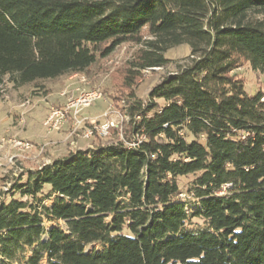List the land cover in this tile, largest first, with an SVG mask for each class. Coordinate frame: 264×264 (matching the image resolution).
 Here are the masks:
<instances>
[{"label":"trees","instance_id":"1","mask_svg":"<svg viewBox=\"0 0 264 264\" xmlns=\"http://www.w3.org/2000/svg\"><path fill=\"white\" fill-rule=\"evenodd\" d=\"M128 43L124 139L109 128L22 175L0 202V264H264V92L237 73L264 75V0H0V87L86 73ZM183 45L139 99L142 71Z\"/></svg>","mask_w":264,"mask_h":264},{"label":"rangeland","instance_id":"2","mask_svg":"<svg viewBox=\"0 0 264 264\" xmlns=\"http://www.w3.org/2000/svg\"><path fill=\"white\" fill-rule=\"evenodd\" d=\"M140 47L141 45L134 43L124 44L109 57L100 59L83 74L66 75L23 87H15L6 82L0 87V202L9 198L8 191L22 175L34 173L37 169L52 164L54 160L65 157L69 153L88 152L101 144H106V139L112 134L110 130H107L108 133L99 143L93 142L92 138H86L84 132L94 123L103 131L111 120L119 121L118 114L125 115L126 95L130 93L125 85V77L129 71L130 62ZM189 55L188 46L176 47L165 55L170 60L167 67L142 71L133 86L137 97L146 101L151 90L165 76L175 72L176 65L183 64V60ZM237 73L246 79V90L249 94H256L258 89L264 92V75L256 74L247 66L238 69ZM81 75L87 79V83L81 81ZM76 89L85 93L99 92L102 98L90 107L83 108L81 117L87 120L75 134L70 135L72 120L60 131L49 132L45 122L51 110L64 108L68 103V97H72L73 94H75L74 98H78L80 92ZM63 92H67L68 95L62 97ZM28 101L30 105L24 107ZM123 123L118 129L114 128L117 132L112 136L113 140L124 139ZM2 139L30 141L35 149L29 155L17 159L13 164L9 162V158L15 153L7 143H2ZM47 205H51V202H47ZM195 206L192 204L190 209L195 210ZM45 227L46 229L64 228V225L59 222L45 221ZM101 249L100 245H93L87 248V252Z\"/></svg>","mask_w":264,"mask_h":264},{"label":"built area","instance_id":"3","mask_svg":"<svg viewBox=\"0 0 264 264\" xmlns=\"http://www.w3.org/2000/svg\"><path fill=\"white\" fill-rule=\"evenodd\" d=\"M79 75V74H78ZM81 81L83 83H87V79L84 76H80ZM77 92H80V95L78 98L68 97V103L64 108H53L45 122V126L47 127L49 132H58L60 131L66 124L72 120V132L70 135L75 134L79 129L82 128L83 124L87 119L81 117V112L83 108L90 107L94 102L100 100L102 98V95L99 92H81L80 89H76ZM67 92H63L61 94L62 97L67 96ZM27 105H30V102L28 101L26 104H24V107ZM117 118L119 121L111 120L108 122V126L106 129H98V127L94 124L84 132V135L86 138L90 139L94 131H98L99 134L104 137L109 130V128H116L118 129L120 127V124H122L125 121H128V117L126 115H120L118 114ZM22 121V120H21ZM94 125V126H93ZM2 143H7L10 148L14 151V155L9 158V162L13 163L16 162L17 159L23 158L30 153H32L35 149V146L30 141L26 140H18V139H2ZM1 165V164H0Z\"/></svg>","mask_w":264,"mask_h":264}]
</instances>
